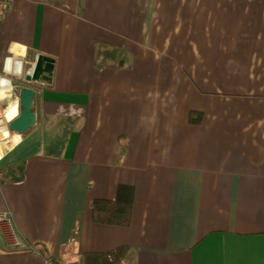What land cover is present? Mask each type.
<instances>
[{"label": "crops", "instance_id": "1", "mask_svg": "<svg viewBox=\"0 0 264 264\" xmlns=\"http://www.w3.org/2000/svg\"><path fill=\"white\" fill-rule=\"evenodd\" d=\"M0 79L36 115L0 159V264H264V0H13ZM119 186L129 225L94 222Z\"/></svg>", "mask_w": 264, "mask_h": 264}, {"label": "trees", "instance_id": "2", "mask_svg": "<svg viewBox=\"0 0 264 264\" xmlns=\"http://www.w3.org/2000/svg\"><path fill=\"white\" fill-rule=\"evenodd\" d=\"M198 119L190 116V122L196 123ZM132 190L127 186H119L114 201L97 200L92 205V219L94 222L112 226H128L131 218ZM125 248H119L109 254H86L83 264H119L125 254ZM111 258V261H109ZM49 264H79L61 263L52 259Z\"/></svg>", "mask_w": 264, "mask_h": 264}, {"label": "water", "instance_id": "3", "mask_svg": "<svg viewBox=\"0 0 264 264\" xmlns=\"http://www.w3.org/2000/svg\"><path fill=\"white\" fill-rule=\"evenodd\" d=\"M32 65L26 66L24 80L26 82L37 81L39 79H50L53 72L54 62L51 58L42 54L32 53L30 55ZM45 73L47 76H42ZM35 92L28 88L20 89L18 93V114L10 122V129L18 135L32 129L36 123L34 112Z\"/></svg>", "mask_w": 264, "mask_h": 264}, {"label": "built area", "instance_id": "4", "mask_svg": "<svg viewBox=\"0 0 264 264\" xmlns=\"http://www.w3.org/2000/svg\"><path fill=\"white\" fill-rule=\"evenodd\" d=\"M13 0H0V16L3 12L7 9L9 4L12 3ZM1 82V79H0ZM11 90V89H9ZM5 90L0 89V159L4 155V153L10 148H7V143L10 142L11 137H9L13 134L12 130L10 129L9 125L10 122L17 116L18 114V99L17 97L10 93H5ZM15 107L16 114L13 118H10V120H7L6 118V112L10 109V107ZM3 130H5L7 133V138H2ZM8 141V142H7ZM7 142V143H6ZM6 143V145L4 144ZM11 224L10 215L6 211L0 212V230L2 233H7L9 230V226ZM109 261H111V258H109Z\"/></svg>", "mask_w": 264, "mask_h": 264}, {"label": "bare ground", "instance_id": "5", "mask_svg": "<svg viewBox=\"0 0 264 264\" xmlns=\"http://www.w3.org/2000/svg\"><path fill=\"white\" fill-rule=\"evenodd\" d=\"M11 52L13 53V54H15V53H17L18 52V49H17V46L16 45H14L12 48H11ZM5 93H10V90L9 89H6L5 91H4ZM15 114H16V110H15V107L13 106L12 108L10 107V109L9 110H7V112H6V118H7V120H10V118H13L14 116H15ZM7 133L8 132H6L5 130H3V134H2V138H7ZM12 133L13 134H16L15 132H13L12 131ZM8 135H9V137H11L10 136V134L8 133ZM13 138V137H12ZM11 138V140H10V142H6L7 143V145H6V143H4L6 146H7V148H9L13 143H12V141H13V139L15 140V138H16V140L18 139V135H14V138L12 139Z\"/></svg>", "mask_w": 264, "mask_h": 264}, {"label": "rangeland", "instance_id": "6", "mask_svg": "<svg viewBox=\"0 0 264 264\" xmlns=\"http://www.w3.org/2000/svg\"><path fill=\"white\" fill-rule=\"evenodd\" d=\"M13 143V142H12Z\"/></svg>", "mask_w": 264, "mask_h": 264}]
</instances>
